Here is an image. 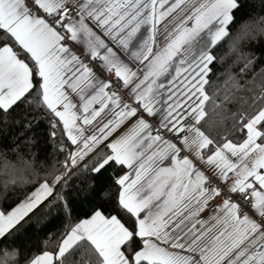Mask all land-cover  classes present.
<instances>
[{"label": "snow or ice", "instance_id": "snow-or-ice-1", "mask_svg": "<svg viewBox=\"0 0 264 264\" xmlns=\"http://www.w3.org/2000/svg\"><path fill=\"white\" fill-rule=\"evenodd\" d=\"M0 264H264V0H0Z\"/></svg>", "mask_w": 264, "mask_h": 264}]
</instances>
